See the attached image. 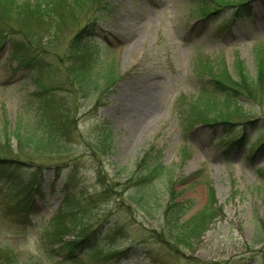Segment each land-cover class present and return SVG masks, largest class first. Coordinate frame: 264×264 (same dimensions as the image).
<instances>
[{"label":"rangeland","instance_id":"374dc122","mask_svg":"<svg viewBox=\"0 0 264 264\" xmlns=\"http://www.w3.org/2000/svg\"><path fill=\"white\" fill-rule=\"evenodd\" d=\"M204 1L211 12L202 17ZM220 7L210 0H101L73 14V25L61 23L53 37L37 17L21 24L0 6V141L6 140L0 155L20 157L22 166L19 184L0 186V245L15 252L18 264H62L61 253L43 252L38 233L58 210L68 209L66 198L79 221L95 228L98 251L124 250L98 264H264V149L254 145L264 135V97L256 80L264 55V0H248L238 14ZM80 30L79 55L72 56L77 50H69L70 41ZM23 47L28 62L20 66ZM89 57L100 73L114 65L117 78L107 91L97 92L93 83L79 86L72 77L70 69L87 68ZM205 58L232 79L241 66L252 80L253 87L239 93L238 107L214 92L200 65ZM43 88L52 104L32 140L52 142L37 151L33 143L18 144L14 133L18 122H31L35 94ZM205 101L211 102L209 116L229 110L232 123L193 120L196 103ZM52 111L63 116L59 129ZM231 131L236 139L241 131L246 136L233 145L217 142ZM144 151L147 160L139 167ZM157 162L166 169L150 179L153 193L145 198L138 177ZM31 172L38 176L30 209L16 210L11 206L33 183ZM102 184L104 200L97 196ZM210 191L206 227L187 232L190 218L208 207Z\"/></svg>","mask_w":264,"mask_h":264},{"label":"trees","instance_id":"16d2710c","mask_svg":"<svg viewBox=\"0 0 264 264\" xmlns=\"http://www.w3.org/2000/svg\"><path fill=\"white\" fill-rule=\"evenodd\" d=\"M101 0H45L43 1H34V2H27L24 3L21 0H0V6L9 17L13 16L14 19L19 21L21 24L25 23V20H29L30 18L37 17L42 23L46 26H49L50 30L52 31V35L54 37V32L57 30H60V27L62 26L61 23H66L67 26H71L74 23L78 21V16L73 19V14H76L79 12L82 14L85 12V10L90 9L93 10V6L96 3H99ZM214 4H217L223 7H234L233 13L238 14L240 11H244V8H242L248 0H233L235 1H227V0H210ZM223 3V4H222ZM201 8V16L204 17L208 13L211 12L209 9L208 4L204 1L201 2L200 5ZM71 12V13H70ZM29 13L27 16H24V14ZM69 13V14H68ZM14 14V15H12ZM64 21L62 22L61 20ZM5 25H2V28L5 29ZM66 26V27H67ZM224 27V26H223ZM88 28V27H87ZM86 26L83 27L82 30H85ZM76 33L73 38L70 41V49L69 50H77L75 52H72L71 55H76L80 50V41H81V31ZM2 29L0 25V39L2 38ZM6 31V29H5ZM86 43H84V46ZM15 48H18V46H15ZM23 55L21 54L17 61L20 66H25L28 62V59L25 58L26 55H28V50L23 47ZM37 59V57L34 55L32 59ZM91 57H89L88 64L89 66L87 68H83L82 70H79L77 68H71L70 73L72 77L75 79V81L80 86L81 84L85 83H93L96 87L97 92H103L104 90H108L111 87V84H113L116 81L117 73L114 69V65L111 63L107 66V68L103 71V73H100L98 70H96L91 64ZM76 65V62H75ZM200 65L202 66V70L204 68L206 69L205 72L207 74V77L212 84V89L215 93L218 95H221L225 98V101L230 106H236L238 103V95L239 93H242V90L248 89L246 85L250 86V88L253 87L252 80L251 83H249V79L246 77L245 74H243V70L241 66H239L238 71V78L232 79L230 76L224 72V70L221 68L215 67V65L212 64L211 60L206 59L202 60ZM218 66H221L218 65ZM241 68V70H240ZM239 73H241V78L239 76ZM101 78V79H99ZM227 80H226V79ZM102 80V82L100 81ZM256 80L258 82V88L260 90V95L264 97V55L262 54L260 56V59L258 61V71L256 73ZM248 82V84H246ZM256 82V84H257ZM40 93L35 94L36 102L38 104L37 112L36 114L31 117V122L26 124L24 121H20L17 124L16 130H15V138L17 143H33L35 147H39L36 149L37 151L42 150L41 147L45 146L46 144H50L52 141L49 139V137L41 136L39 137L38 141H33L34 138L32 133V130H36L38 125L43 126V118L42 114L46 111L47 107L49 108L52 104V99H49L47 97V94L50 93V90L48 89H40ZM105 93V92H104ZM244 93V92H243ZM245 97H249L251 95H247L244 93ZM211 102H204V106H201L199 102L196 103V115H194L193 120L195 121H203L204 123L213 125L216 124L217 121L219 123L224 124H231L232 122L228 119L226 116L230 112H219L214 114L213 116H209V113H207V110L211 107ZM198 105V107H197ZM199 107H201V111L199 110ZM206 110V111H203ZM46 114L47 111L45 112ZM199 113V114H198ZM50 116V120L52 123L56 124L57 128L59 129L61 127L60 120H62L63 116L58 114H53ZM33 124V125H31ZM28 125L31 127H28ZM3 131H5V126H3ZM31 131V132H30ZM19 133V134H18ZM34 134V133H33ZM234 135H236V132H225L220 138L217 139L218 143L225 144V145H233L234 143L242 142L245 138V132L241 131L240 136L236 139L234 138ZM6 140L0 141V143H5ZM51 145V144H50ZM103 142H101V146L104 147ZM257 146L258 149H264V135H262L257 142L254 144ZM24 146V145H23ZM109 145H106L107 149ZM101 147V148H102ZM102 150H104L102 148ZM149 151H144V154L142 158L140 159V162L138 163L139 167H142L147 160ZM21 160L20 157L13 158L10 155H0V186L6 185V190L12 189L14 186L19 184L21 182L20 177V171L22 166H20V163L18 161ZM149 166V164L147 165ZM150 167V166H149ZM166 168L161 165L159 162L155 163L153 166L150 167L149 172L144 174L141 178L138 177L137 183L142 185V187L139 189L141 196H144L145 198H149L150 195L153 193V188H151L150 185H147L151 178H154L158 175H163L162 171ZM170 172V171H169ZM168 173V172H167ZM31 176H35L34 179H32L33 183L29 184L25 187V196L20 200V202H17L15 206H11L12 208L18 210H29L30 209V203H31V197L32 191L36 187V177L38 176V172H31ZM168 178L171 180L173 178V173H168ZM36 183V185L33 187V185ZM168 187V185H167ZM5 190V191H6ZM9 191L4 192L2 196L7 197L9 196ZM108 195V190L103 186L102 184V190L98 193V199L104 200L106 199ZM209 203L206 205L207 208L204 207L203 210L195 214L192 218H190V222L185 225L187 228L186 231L188 232L190 228L193 226L191 231L195 230H202L206 227L209 218L212 215V204L214 203V196L213 191L209 192ZM68 209L66 210H58L47 222V224L41 228L40 232L38 233V241L40 244L41 249L43 252L47 253L49 251L52 252H58L61 253V260L62 264H83L84 259H86L88 256L94 260L96 264L109 260L112 258H116L121 255V253L124 252V250H120L118 252L112 253L110 255H106L102 251H98L96 248V241L98 237L95 235V228H91L87 223H81L78 219V214L75 212L77 210L75 208V204L72 200H69L66 198V201L64 203ZM168 209H170V206L168 205ZM27 213V212H24ZM23 213V217H26L27 214ZM170 223H172L171 219L169 220ZM78 228L77 235L73 236L71 233L72 231ZM181 235L184 238V223L180 225ZM70 237H72L70 239ZM175 242V241H174ZM175 243L178 244L176 241ZM86 257V258H84ZM112 257V258H111ZM17 256L15 252L7 246L0 245V264H18V261L16 260ZM26 264H31L29 262H24Z\"/></svg>","mask_w":264,"mask_h":264}]
</instances>
